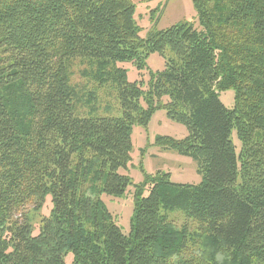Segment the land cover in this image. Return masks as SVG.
<instances>
[{
  "label": "trees",
  "instance_id": "obj_1",
  "mask_svg": "<svg viewBox=\"0 0 264 264\" xmlns=\"http://www.w3.org/2000/svg\"><path fill=\"white\" fill-rule=\"evenodd\" d=\"M193 3L202 30L143 39L132 0H0V264H264V0ZM155 53L166 69L130 83L120 64ZM161 108L188 136L156 144L203 181L148 176L125 235L102 197Z\"/></svg>",
  "mask_w": 264,
  "mask_h": 264
},
{
  "label": "rangeland",
  "instance_id": "obj_2",
  "mask_svg": "<svg viewBox=\"0 0 264 264\" xmlns=\"http://www.w3.org/2000/svg\"><path fill=\"white\" fill-rule=\"evenodd\" d=\"M132 1L136 7L135 22L139 28V35L143 39L149 38L155 32L182 23H189L196 29L202 30L193 0ZM141 64L143 65L142 68L133 62L123 63L120 66L127 70L130 83L141 84L142 88L147 90L151 75L166 69L167 58L158 53L150 54L142 60ZM220 99L228 109H234V90L222 92ZM166 101L167 99H164V102ZM236 133V131L233 132L232 139L238 153H240L241 144ZM161 136H168L177 140L185 139L188 136L187 128L170 119L167 111L162 108L155 111L147 127L138 125L133 127L132 160L127 169L120 170V174L131 180L125 194L121 197L107 195L102 197L106 209L125 235L131 233L137 187L143 185L148 176L163 172L170 173L171 181L175 184L199 185L203 181V175L199 173L196 161L176 151L162 149L156 144L157 139ZM148 194L149 192H146L145 196ZM51 209V200L48 199L46 206L34 218L33 225L36 228L41 226L40 221L43 217L49 216ZM172 218L177 221L178 225L185 223L184 217L179 213H175ZM66 261L70 264L68 259Z\"/></svg>",
  "mask_w": 264,
  "mask_h": 264
}]
</instances>
